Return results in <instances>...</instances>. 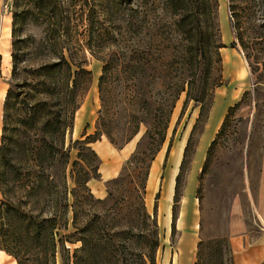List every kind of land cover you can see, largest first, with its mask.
Wrapping results in <instances>:
<instances>
[{
	"label": "rangeland",
	"instance_id": "rangeland-1",
	"mask_svg": "<svg viewBox=\"0 0 264 264\" xmlns=\"http://www.w3.org/2000/svg\"><path fill=\"white\" fill-rule=\"evenodd\" d=\"M62 1L68 7L61 14L65 18L56 16L64 24L61 39L89 74L79 75L78 107L64 136L67 163L58 160L46 166L41 196L49 200L54 195H77L83 213L93 207L85 195L143 196L158 228L155 264H194L197 249L201 264H217L215 241L221 235L237 236L239 227L250 239L264 232V216L259 211L260 220L255 211L264 88L251 73V67L261 71L264 65V0H175L174 6L170 0ZM1 3L0 12L8 17L9 70L3 67L0 49V94L5 95L14 83L31 79L30 70L58 47L43 41L46 12L35 7L37 0ZM12 41L23 69L14 77L10 76ZM257 87L255 116L251 96ZM244 91L248 94L235 112L242 121L207 152L226 108ZM95 130L100 133L89 143L97 155L94 162L88 148L76 140ZM27 134L39 138L38 133ZM28 155L13 148L9 177L17 179L19 171L21 181L28 183ZM84 178L88 179L82 183ZM18 190L14 188L12 198L25 195ZM67 227L60 233H67ZM198 241L202 246L197 247ZM2 252L0 264H16Z\"/></svg>",
	"mask_w": 264,
	"mask_h": 264
},
{
	"label": "trees",
	"instance_id": "trees-1",
	"mask_svg": "<svg viewBox=\"0 0 264 264\" xmlns=\"http://www.w3.org/2000/svg\"><path fill=\"white\" fill-rule=\"evenodd\" d=\"M174 2L175 0H170L173 6ZM36 4L37 9L41 8L46 12L43 41L58 48L43 55L47 59H43L30 70L31 79L14 83L4 95L0 134V250L10 255L16 264H57L58 260L61 264H155V253L159 246L158 228L154 215L145 209L143 196L115 198L113 195H106L99 198L85 195L86 202L93 204L90 213L89 210L83 213V201L77 195H54L49 200L41 196V181L45 177L46 166L58 160H62V165L67 163L68 152L64 149V136L72 126L73 113L78 107L81 89L79 75H88L89 71L83 67L81 61H77L74 51L64 45L61 39L64 24L56 16L65 18L61 14L66 13L68 4L62 0H37ZM12 34L11 29L10 35ZM237 38L243 46L240 34ZM41 42L39 40L37 43ZM233 44L231 42L230 46ZM10 58V76L14 77L20 69V58L15 53L14 41L11 42ZM106 68L105 60L102 70ZM251 73L256 74V84L264 88V65L261 71L257 67H251ZM258 90L259 87L255 95L252 93L251 96L255 116L259 111ZM247 94L244 91L236 102L226 108L219 128L208 144L207 152L217 145L220 138L237 129L242 118L236 117L235 112L243 104ZM249 123L251 127L252 119ZM28 132L32 136L38 133L39 138L30 137ZM99 133V130H95L81 140H76L88 148L94 162L97 161V155L89 147V143L95 141ZM250 135L249 130L248 140ZM261 138L257 153V176L263 150L264 128ZM159 140L162 142L163 136ZM15 146L16 150L19 147L22 152L29 153L28 183L27 179L21 181L19 171L16 172L17 179L8 176L12 160L10 156ZM153 155L154 153L148 155L146 168L149 167ZM76 156L80 154L77 152ZM96 168L97 163L94 165L95 170ZM146 174L144 172L145 176ZM87 179H82V183ZM18 182L21 184L16 185ZM177 185L178 173L173 188L175 203L178 197ZM14 188L21 189L18 191L25 195L12 198L10 194L14 192ZM174 218L175 212L172 210L171 231L174 230ZM68 225L70 229L67 233H60V230H67ZM215 243L217 264H225L224 261L232 264L228 235H221ZM66 244L76 245L70 247ZM221 244L224 245V251ZM200 246L202 241H198L197 247ZM201 262L197 249L194 264Z\"/></svg>",
	"mask_w": 264,
	"mask_h": 264
},
{
	"label": "crops",
	"instance_id": "crops-1",
	"mask_svg": "<svg viewBox=\"0 0 264 264\" xmlns=\"http://www.w3.org/2000/svg\"><path fill=\"white\" fill-rule=\"evenodd\" d=\"M3 16L4 14L0 12V34L2 30ZM9 22H10V19H9ZM6 47H7V43H6ZM1 59H2V55L0 52V65H1V73H2ZM255 195H257L256 197L257 208L255 206L256 201H255V204H253V206H255L256 214L258 218L260 219L259 211H261V215L264 216V143H263V150H262V154H261V158L259 162V170H258V176H257V182H256ZM239 224H241L240 221H239ZM242 231L243 229L242 228L240 229L239 227L238 230L235 231V233H238L237 236L231 237L230 233L228 236V241H229L230 248H231L232 264L264 263V232H259L257 236L250 239L247 237L246 234H243Z\"/></svg>",
	"mask_w": 264,
	"mask_h": 264
},
{
	"label": "bare ground",
	"instance_id": "bare-ground-1",
	"mask_svg": "<svg viewBox=\"0 0 264 264\" xmlns=\"http://www.w3.org/2000/svg\"><path fill=\"white\" fill-rule=\"evenodd\" d=\"M8 17H3V23H2V30H1V34H0V49L2 51H4L3 53V67L7 70L8 66H9V56H8V52H7V48H6V43L8 42V38H7V30H8ZM4 95V93L2 92L0 94V97L2 98Z\"/></svg>",
	"mask_w": 264,
	"mask_h": 264
},
{
	"label": "built area",
	"instance_id": "built-area-1",
	"mask_svg": "<svg viewBox=\"0 0 264 264\" xmlns=\"http://www.w3.org/2000/svg\"><path fill=\"white\" fill-rule=\"evenodd\" d=\"M0 5H1V7H4V4L3 3H1Z\"/></svg>",
	"mask_w": 264,
	"mask_h": 264
}]
</instances>
